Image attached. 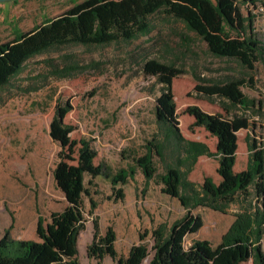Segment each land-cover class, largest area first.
<instances>
[{"label":"trees","instance_id":"16d2710c","mask_svg":"<svg viewBox=\"0 0 264 264\" xmlns=\"http://www.w3.org/2000/svg\"><path fill=\"white\" fill-rule=\"evenodd\" d=\"M241 2L258 6L264 18V0H83L28 32L12 29V39L0 43V91L36 56L64 47L131 42L147 36L153 30L151 18L157 16L180 22L205 43L214 57L235 60L247 69H252L255 62L264 66V33L259 39L253 28L254 17L240 12ZM89 66L68 61L62 67H50L53 77L65 79ZM141 70L161 85L154 106L161 138L148 141L144 154L134 158L128 169L114 173L110 183L114 187L124 185L139 170L146 185L158 178L161 193L176 199L185 213L169 226L158 224L150 231L140 232L139 243L131 246L125 257L115 250L112 228L101 235L97 221H93L87 258L98 264L105 257L114 264H142L147 258L148 264H264V144L252 139L246 118L231 115L232 108L247 110L252 104L240 91L246 82L231 79L196 84L193 91L207 99H218L220 111L208 113L197 105H189L180 114L173 82L183 71L157 60L145 61ZM71 110L70 102L57 103L49 126V136L60 149L53 180L66 207L52 212L49 222L37 217L36 240L12 239L5 230L0 237V264H80L78 236L86 223L82 197L89 195L84 176H100L104 166L96 162L97 152L89 140L72 138L74 126L64 123ZM180 115L190 120V130L202 129L214 140L213 149L183 135ZM241 131H248L244 139L246 161L243 168L236 169ZM154 157L159 160L161 174H157ZM203 159L215 164L216 181L211 176L198 183L189 179ZM122 198L118 189L116 199ZM252 199L259 201L254 205ZM90 204L94 210L95 203L91 200ZM230 204H238L240 211L217 246L195 240L186 247L185 238L202 226L192 210L202 207L224 214ZM147 237L150 245L145 242Z\"/></svg>","mask_w":264,"mask_h":264},{"label":"rangeland","instance_id":"374dc122","mask_svg":"<svg viewBox=\"0 0 264 264\" xmlns=\"http://www.w3.org/2000/svg\"><path fill=\"white\" fill-rule=\"evenodd\" d=\"M83 0H15L0 4V43L12 39V29L28 32L45 19H52ZM213 1V0H211ZM244 16L252 15L253 28L259 39L264 33L263 13L258 6L240 4ZM153 30L131 42L102 47H64L28 60L22 72L0 91V237L5 230L12 239L36 240L37 217L49 222L52 212L66 207L63 194L53 180L59 146L49 136V126L57 103L70 102L72 110L64 123L74 126L72 138L89 140L97 152L96 162L103 164L100 176H84L89 195H83L85 229L78 236L80 264H94L86 256V246L93 236V221L100 234L108 227L115 232V249L126 255L139 243L138 234L158 224L168 226L185 211L176 199L161 193L158 178L147 183L139 170L124 185L112 186L110 177L128 169L133 159L144 154V145L160 139L154 116L155 100L161 85L142 73V64L157 60L183 71L174 80V101L178 113L189 105L203 111L219 110L218 99H207L193 91L196 84L209 85L231 79H243L242 95L250 102L247 110L232 108L231 115L247 119L252 139L264 144V66L255 62L247 69L235 60L211 55L195 34L173 19L151 18ZM74 61L89 66L65 79L52 75L51 65L62 67ZM251 81V82H250ZM185 137L205 142L213 149L214 140L202 129L190 130V120L180 115ZM248 131L238 133L239 148L236 169L244 167V139ZM157 174L162 173L157 157L153 158ZM215 164L200 160L190 180L201 182L205 176L217 180ZM121 189L122 199H116ZM96 205L91 209L90 201ZM254 205L256 199H252ZM91 211V213H90ZM240 211L230 204L224 214L208 208L192 210L202 222L201 228L185 238L188 247L195 240H205L212 247ZM11 226V228H10ZM145 242L150 245L151 239ZM264 249V234L261 240ZM149 258L143 261L148 264Z\"/></svg>","mask_w":264,"mask_h":264},{"label":"crops","instance_id":"0c3cea01","mask_svg":"<svg viewBox=\"0 0 264 264\" xmlns=\"http://www.w3.org/2000/svg\"><path fill=\"white\" fill-rule=\"evenodd\" d=\"M114 247H115V245H114ZM116 250V249H115ZM127 255V254H126ZM126 255H124V257L126 256ZM148 259V258H147ZM147 259H145V260H147ZM144 260V261H145ZM94 264H98L96 261H95V263ZM100 264H114L113 263V261L109 258V257H105L103 260H102V262L100 263ZM142 264H143V262H142Z\"/></svg>","mask_w":264,"mask_h":264},{"label":"water","instance_id":"95a60500","mask_svg":"<svg viewBox=\"0 0 264 264\" xmlns=\"http://www.w3.org/2000/svg\"><path fill=\"white\" fill-rule=\"evenodd\" d=\"M9 1H15V0H0V4L1 3H6V2H9Z\"/></svg>","mask_w":264,"mask_h":264}]
</instances>
